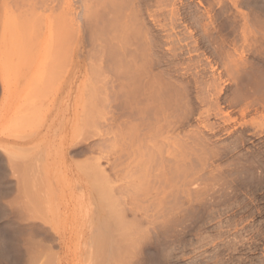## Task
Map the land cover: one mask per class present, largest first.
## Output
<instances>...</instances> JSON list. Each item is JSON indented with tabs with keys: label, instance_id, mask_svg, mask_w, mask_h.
Segmentation results:
<instances>
[{
	"label": "rangeland",
	"instance_id": "374dc122",
	"mask_svg": "<svg viewBox=\"0 0 264 264\" xmlns=\"http://www.w3.org/2000/svg\"><path fill=\"white\" fill-rule=\"evenodd\" d=\"M81 1L0 0V264L100 263L90 225L105 197L83 168L98 163L110 189L138 186L139 159L104 140L133 122L147 176L169 182L144 180L149 213L132 211L135 184L132 201L112 189L142 229L116 263L264 264V0H113L119 19L105 9L87 27Z\"/></svg>",
	"mask_w": 264,
	"mask_h": 264
},
{
	"label": "bare ground",
	"instance_id": "6f19581e",
	"mask_svg": "<svg viewBox=\"0 0 264 264\" xmlns=\"http://www.w3.org/2000/svg\"><path fill=\"white\" fill-rule=\"evenodd\" d=\"M86 4V2L87 3H89L88 5H85L83 2ZM81 1V3H82V5H83V9H82V13H81V23H82V25L83 26H92V25H96V22L98 23V21H99V19H101V18H98L99 16H98V13L101 11H104L105 9V12L107 11L109 14H112L111 16H115L116 14H118V12H119V10H118V5H119V3H118V5H117V2H113V0H93L94 1V4L92 5V6H90V4H92L91 3V1L92 0H82ZM126 2V1H125ZM132 2V1H131ZM40 3V2H39ZM35 5V4H34ZM127 7V6H126ZM130 7V6H129ZM124 8V7H123ZM120 9H121V7H120ZM126 12V11H125ZM100 14V13H99ZM130 14V13H129ZM121 15H122V13H121ZM101 16V15H100ZM111 16H109L108 17V19L111 17ZM113 16V18H115V17H117L118 18V15L117 16H115L114 17ZM125 16V15H124ZM132 16V15H131ZM106 17V16H105ZM123 17V16H122ZM112 18V19H113ZM121 18V17H120ZM128 18V17H127ZM133 18V17H132ZM131 18V19H132ZM119 19V18H118ZM122 20V19H121ZM134 21V20H133ZM103 22V21H102ZM120 22V21H119ZM73 23V22H72ZM111 23V22H110ZM118 23V22H117ZM126 23V22H125ZM103 24V23H102ZM115 24V23H114ZM127 25V24H126ZM99 26V25H98ZM110 27V26H109ZM113 27V26H112ZM73 28H74V26H73ZM99 28H100V26H99ZM101 28H103V27H101ZM111 28V27H110ZM129 28V27H128ZM106 29V28H105ZM132 29V28H131ZM117 30H119V29H117ZM107 31V30H106ZM132 32V31H131ZM92 33V32H91ZM118 33V32H117ZM130 33V32H129ZM72 34V33H71ZM116 34V33H115ZM128 34V33H127ZM76 35V34H75ZM88 35V34H87ZM122 35V34H121ZM124 35V34H123ZM93 36V35H92ZM91 36V37H92ZM102 36V35H101ZM104 36V35H103ZM102 36V37H103ZM119 36H120V34H119ZM128 36V35H127ZM88 37V36H87ZM96 37V36H95ZM123 37V36H122ZM113 38V37H112ZM116 38V37H115ZM105 39H107V38H105ZM111 39V38H110ZM109 39V40H110ZM124 40V39H123ZM127 40V38L125 39V41ZM97 41V40H96ZM116 41V40H115ZM91 42V41H90ZM97 43V42H96ZM110 43V42H109ZM121 43V42H120ZM103 44V43H102ZM118 44V43H117ZM123 44H124V42H123ZM114 45V44H113ZM118 45H120V44H118ZM125 45V44H124ZM121 47V46H120ZM108 48V47H107ZM104 49V48H103ZM122 49V48H121ZM106 52V51H105ZM111 52V51H110ZM113 52V51H112ZM103 53V52H102ZM107 54V53H106ZM121 54V53H120ZM109 55H111V54H109ZM118 55V54H117ZM123 55V54H122ZM126 55V54H125ZM112 56H115L114 54L113 55H111V57ZM110 57V58H111ZM117 57V56H116ZM107 58V57H106ZM105 58V59H106ZM115 58V57H114ZM116 59V58H115ZM110 60V59H109ZM121 60V59H120ZM123 60V59H122ZM135 60V59H134ZM128 61V60H127ZM117 62V61H116ZM130 62V61H129ZM122 63V62H121ZM135 63V62H134ZM144 63V62H143ZM123 65V64H122ZM125 65H127V64H125ZM137 65H139V64H137ZM135 66V65H134ZM128 67V66H127ZM131 67V66H130ZM133 67V66H132ZM126 68V67H125ZM121 69V68H120ZM140 70V69H139ZM119 71V70H118ZM121 71H122V69H121ZM145 71V70H144ZM121 73V72H120ZM128 73V72H127ZM134 73V72H133ZM140 75H141V73H139ZM126 75V74H125ZM124 75V76H125ZM139 75V76H140ZM143 76H145V75H143ZM141 77H142V75H141ZM115 78V77H114ZM124 78V77H123ZM130 78V77H129ZM146 78H147V76H146ZM118 79V78H117ZM126 79V78H125ZM142 80V79H141ZM130 82H131V80H130ZM147 82V81H146ZM129 83V82H128ZM121 84V83H120ZM123 85V84H122ZM127 85V84H126ZM134 85V84H133ZM143 85H144V83H143ZM147 85V84H146ZM111 86V85H110ZM132 86V85H131ZM124 87H126V88H128V86H124L123 85V87L122 88H124ZM147 87V86H146ZM156 87V86H155ZM122 88H120V90L122 89ZM125 88V89H126ZM132 88V87H131ZM134 88H136V87H134ZM133 89V88H132ZM144 89H145V87H144ZM158 89V88H157ZM156 89V90H157ZM119 90V89H118ZM136 90V89H135ZM141 90H142V88H141ZM146 90V89H145ZM148 90V89H147ZM152 90V89H151ZM151 90H149V91H151ZM155 91V90H154ZM131 92V91H130ZM145 92V91H144ZM110 93V92H109ZM137 93V92H136ZM147 93V92H146ZM154 94V93H153ZM111 95V94H110ZM119 95V94H118ZM117 95V96H118ZM124 95H125V93H124ZM139 95V94H138ZM146 96V95H145ZM126 97V96H125ZM143 97V96H142ZM159 97H160V95H159ZM128 98V97H127ZM158 98V97H157ZM121 99V98H120ZM158 100V99H157ZM155 101V100H154ZM103 102V101H102ZM108 102V101H107ZM148 103V102H147ZM131 104V103H130ZM133 104V103H132ZM121 105V104H120ZM133 106V105H132ZM142 106V105H141ZM147 106V105H146ZM139 107H140V105H139ZM147 108V107H146ZM154 108V107H153ZM133 109V108H132ZM150 109V108H149ZM143 110H145V109H142L141 110V108L140 109H135V110H133L132 112H131V115H133V116H135V120H138V122L139 121H141V119H142V117H141V114L142 115H144L143 114V112H141V111H143ZM156 110L158 111V108H156ZM152 112V111H151ZM128 113V112H127ZM144 113H145V111H144ZM129 115H130V113H128ZM155 114H157V112L155 113ZM147 115H149V114H147ZM154 116H156V115H154ZM153 117V116H152ZM144 118V117H143ZM150 118V117H149ZM155 119V118H154ZM157 121V120H156ZM112 122V121H111ZM122 123V122H121ZM134 123V122H133ZM133 123H132V125L130 126V127H127V131L125 132V133H123V130L121 131V129H119L122 133H116V132H114V133H116V134H113L112 136V140L109 138V139H105L104 138V140H105V142H111V144L115 147H113L111 144H107L108 146L110 145V147H113V148H111V149H113V151H114V149H117V147H118V152L120 151V153H117V154H115V155H118V156H121V154H122V156L123 157H125V159L126 160H130L131 158H133V157H137V160H136V158H135V160H134V158L132 159V162L134 163V162H137L138 161V159H139V161L137 162V163H134L135 165L134 166H136V167H138V168H136V170L134 171V174L136 173V176H138V178H136V176H135V178L136 179H141V181H139V184H138V186L136 185V183L135 182H133V183H130L129 181V184H132V185H134L135 186V188H134V186L132 187V185L129 187L131 190H128L126 187H123V189H121L122 188V185L118 188V187H116L115 185L113 186V188H107V187H110L111 185H106V182H107V184H110V183H108L109 182V180L107 179V177H103L104 175H102V172H101V170L99 171V169H98V167H99V165L96 167V165L98 164H96V162H95V164L94 165H92L93 164V162L91 163V164H89V165H87L86 166V168L87 169H85V168H83V170H84V172L85 171H87L88 170V172L89 173H85L84 174V177L86 178V179H88L89 178V184L90 185H92L93 186V188L94 189H96V190H94L93 189V191H91V192H96L97 191V193H94V194H98V195H103L104 197H105V199L103 200V199H101L102 197H100V199L102 200V201H105V203L103 202L102 203V201H100V205L102 206V205H104V204H106V205H104V207L102 206V208L100 207V205H99V207H100V209L103 211V214H102V212L100 211V209H99V214H101V215H99V217L101 216L102 218L104 217H106L107 215V217L105 218V219H107V220H110L112 223L113 222H115L116 223V219L118 218V220L121 222L122 221V223H120L119 221V224H118V227L119 228H117V227H114V229H111L113 226H112V224H111V222H110V227H108L109 225H107V224H109V223H107V222H109V221H107V222H105V219L102 221L101 219H99L98 217H96L95 215V219H93V222H95V223H93V222H91V225H90V230H91V232L93 231H96V233L94 232V235L95 234H97L98 233V235L96 236L97 238H99L100 237V240L99 239H97V240H99L98 241V244H97V246H95V248H94V250H92V251H96L95 253L98 255V259H100V263H101V261H102V263L103 264H113V263H115V264H117L116 262H118V263H120V261H121V263L123 262L122 261V259H123V256L125 257V252L128 250V248H129V252H130V250L132 249V248H134L136 245V247H138L139 245H140V240H142V239H140L139 241L138 240H136V239H134V241L133 242H136L137 244L136 245H132V240H133V238L132 237H134V236H138V234H140L138 231H136V229H138V228H133L134 226H136V225H134L133 223V227H132V225L131 226H129L130 224H128L127 223V221L125 222V215H126V211L125 210H128L129 211V208H125V210H124V207L125 206H127L129 203H130V201H132V199H133V203L131 204V205H133V207L135 206V204H137L136 205V209H137V211H136V209L135 208H133L132 209V211L134 210L135 212H138V211H140L141 213H143V211L145 210V208H144V206H142L143 204H144V200L142 201V199L143 198H141V196H143L144 198H146L147 197V192H149L150 191V189L151 188H149L150 187V185H148L147 183H145L146 181L148 182L149 181V179H147L148 177H150V179H151V176H155V177H153L155 180H158V182L160 183L161 182V186H163V184H162V182L164 183V184H167V182H166V177H167V173L166 174H164V171L163 170H161V168H159V170H156V171H159L158 172V174L160 173V172H162V174L160 173L159 175L158 174H155V175H151V176H147V173H150V171H148V166H149V164L151 163L150 162V160H151V157L149 158L150 160H147V158H146V156H147V154H149V151L151 152V146H147L146 144H145V142H143V140L145 141V139H146V137H145V139H144V136L147 134V132L145 133V135H142L143 137L141 138V135H140V130L142 129V127L140 126V128H139V125H134L133 126ZM140 123V122H139ZM113 124V123H112ZM157 125H159V121H158V124ZM123 126V125H122ZM125 126V125H124ZM143 126V125H142ZM150 126V125H149ZM167 126H169V125H167ZM146 127V129H148V127L147 126H145ZM160 127V126H159ZM164 127V126H163ZM120 128H121V126H120ZM161 128V127H160ZM166 128V127H165ZM168 128V127H167ZM109 129V128H108ZM113 129V128H112ZM145 129V128H144ZM150 129V128H149ZM152 129V128H151ZM110 130V129H109ZM109 130L107 131L106 130V132H105V137L106 136H108V135H110L113 131H110L109 132ZM155 130V129H154ZM166 130V129H165ZM170 130V129H169ZM119 131V132H120ZM150 130H148V132H149ZM156 131V130H155ZM163 131V130H162ZM142 132V131H141ZM150 133V132H149ZM118 134H120V135H118ZM141 134H143V132L141 133ZM156 134H158V133H156ZM103 135V134H102ZM148 135V134H147ZM153 135V134H152ZM161 135V134H160ZM167 135V134H166ZM154 136H155V134H154ZM153 137V136H152ZM164 137H166V136H164ZM148 138V137H147ZM155 138H157V137H155ZM162 138H163V136H162ZM165 139V138H164ZM113 140H114V143H112L113 142ZM118 141V142H117ZM119 143L118 144V146H117V143ZM104 143V142H103ZM150 143H152V144H154L155 145V143H153V142H150ZM164 143V142H163ZM163 145V144H162ZM155 146H157V145H155ZM105 147H107V146H105ZM104 147V148H105ZM154 147V146H153ZM162 147V146H161ZM160 147V148H161ZM164 147V146H163ZM156 148V147H155ZM158 148H159V146H158ZM165 148V147H164ZM110 149V150H111ZM153 149V148H152ZM155 150V149H154ZM160 150H162V149H160ZM104 151V150H103ZM108 151V150H107ZM112 151V152H113ZM111 152V153H112ZM162 152V151H161ZM160 152V153H161ZM170 152H172V151H170ZM103 153V152H102ZM105 153V152H104ZM115 153H116V151H115ZM163 153H165V152H163ZM106 154V153H105ZM107 154H108V152H107ZM114 154V153H113ZM120 154V155H119ZM135 154V156H133V155ZM158 154V153H157ZM132 155V156H131ZM151 155V154H150ZM153 155V154H152ZM162 155V154H161ZM108 156V155H107ZM106 156V157H107ZM118 156H116L117 158H119ZM126 156L129 158H126ZM115 157V156H114ZM115 157V158H116ZM145 157V158H144ZM175 157V156H174ZM173 157V158H174ZM99 158V157H98ZM101 158V157H100ZM99 158V159H100ZM122 157H120L119 159H121ZM144 158V159H143ZM153 158V157H152ZM156 158V157H155ZM160 158V157H159ZM124 159V158H123ZM145 159L147 160V162L145 161ZM122 160V159H121ZM142 162H141V161ZM155 160V159H154ZM92 161V160H91ZM96 161H97V159H96ZM118 161V160H117ZM149 161V162H148ZM157 161V160H156ZM159 161V160H158ZM100 162V161H99ZM121 162V161H120ZM123 162V161H122ZM130 163H131V160L129 161ZM128 162V163H129ZM167 162V161H166ZM126 163V162H125ZM129 163V164H130ZM156 163V162H155ZM115 164V163H114ZM129 164L127 165V163H126V165L129 167ZM153 164V161H152V163L150 164V165H152ZM164 164V163H163ZM173 164V163H172ZM82 165H84V163L82 164ZM86 165V164H85ZM84 165V166H85ZM119 165H123V164H119ZM130 165H132V163L130 164ZM155 165V164H154ZM154 165L152 166V168H151V166H150V169L149 170H153V168H154ZM158 165V164H157ZM127 166L125 167V170H127V172H125L126 174H130L131 172L129 171V169H126L127 168ZM168 166V165H167ZM174 166V165H173ZM82 167V166H81ZM122 167V166H121ZM157 167V166H156ZM158 167H160V166H158ZM79 168V167H78ZM119 168H120V166H119ZM189 168V167H188ZM133 169V168H132ZM106 170V169H105ZM113 170H115V169H113ZM131 170V169H130ZM138 170V171H137ZM174 170V169H173ZM82 171V170H81ZM80 171V172H81ZM137 171V172H136ZM83 172V171H82ZM83 172V173H84ZM101 172V173H100ZM120 172V171H119ZM123 172V171H122ZM153 172V171H152ZM187 172V171H186ZM82 173V174H83ZM104 173H106V172H104ZM117 172H115V174H116ZM125 173H123V174H125ZM153 173H155V172H153ZM168 173H170V175L171 174H173V173H171V172H168ZM177 173V172H176ZM114 173H113V175H115ZM125 174V175H126ZM185 174V173H184ZM148 175H150V174H148ZM170 175L168 176V177H170ZM87 176V177H86ZM127 176V175H126ZM129 176V175H128ZM127 176V177H128ZM130 176H131V174H130ZM133 176V175H132ZM140 176V177H139ZM174 176V175H173ZM172 176V177H173ZM110 177V176H109ZM108 177V178H109ZM116 177V176H115ZM121 177V176H120ZM147 177V178H146ZM176 177V176H175ZM181 177V176H180ZM29 178V177H28ZM32 178V177H31ZM124 178V177H123ZM130 178V177H129ZM40 179V178H39ZM106 179L108 180V181H106ZM118 179V178H117ZM147 179V180H146ZM169 179V178H168ZM186 179V178H185ZM120 180V179H119ZM126 180V179H125ZM135 180V179H134ZM144 180H145V182H144ZM153 180V179H152ZM26 181V183H27V180H25ZM30 181H31V179H30ZM87 181V180H86ZM122 181V180H121ZM137 181V182H138ZM168 182H169V180H167ZM174 181V180H173ZM173 181H171L170 180V184L173 182ZM87 182V183H88ZM91 182V183H90ZM118 182V181H117ZM141 182H142V184H141ZM144 182V183H143ZM157 182V181H156ZM157 182V183H158ZM116 183V182H115ZM152 183H154V182H152ZM151 183V181H150V184H152ZM176 183V182H175ZM111 184H113V183H111ZM147 184V185H146ZM89 185V186H90ZM146 185V186H145ZM154 185V184H153ZM156 185V184H155ZM160 185V184H159ZM158 185V187H160ZM137 186V187H136ZM145 186V187H144ZM167 186V185H166ZM165 186V188H167ZM170 186H172V185H170ZM91 187V186H90ZM116 187V188H115ZM132 187V188H131ZM151 187H152V185H151ZM156 187V186H155ZM154 187V188H155ZM117 189L118 191V193L119 192H121L122 190L123 191H125L126 193L125 194H127L128 193V191H131V192H134L133 194V196L136 198V196H137V198L143 203H141L140 204V206H138V203H140V201L138 202V199L136 200V202L134 201L135 200V198H132L131 199V197H132V193H131V197H130V194L128 193L127 195L129 196L127 199L129 200V199H131L130 201H125L124 203L125 204H123L122 205V203H121V205L122 206H124L123 207V209H121L122 207L120 206V209L119 208H117V207H119V205L118 206H116V204H117V201H121V200H119L118 198H116V197H114L115 196V194L117 193L115 190H114V192H116V193H114L113 191H112V189ZM128 190V191H126V189ZM149 188V189H148ZM163 188V187H162ZM173 188V187H172ZM183 188V187H182ZM80 189V188H79ZM86 189V188H85ZM92 189V188H91ZM148 189V190H147ZM187 189V188H186ZM41 190V189H40ZM47 190V189H46ZM153 190H155V189H153V187H152V190H151V192L153 191ZM164 190V189H163ZM177 190V189H176ZM43 191V190H42ZM138 191H140L139 192V194H138ZM171 191V190H170ZM181 191V190H180ZM187 191H189V190H187ZM110 192V193H109ZM114 194H113V193ZM141 192H143L141 195H140V193ZM156 192V191H155ZM155 192H152V193H154L155 195H156V193ZM112 193V194H111ZM117 193V195H120L121 193H119L118 194ZM33 194V193H32ZM35 194V193H34ZM33 194V195H34ZM40 194V193H39ZM44 194V193H43ZM123 194V196L126 198L127 197V195H124V192L122 193ZM121 194V195H122ZM138 194V195H137ZM41 195V194H40ZM91 195V194H90ZM95 195V196H96ZM98 195L96 196V197H98ZM109 195H110V197H109ZM113 196V201H111V197ZM123 196H121V197H123ZM149 196V195H148ZM151 196H153V195H151ZM167 196V195H166ZM31 197V196H30ZM35 197V196H34ZM81 197V196H80ZM94 197V196H93ZM123 197V198H124ZM141 199H140V198ZM150 197V196H149ZM124 198V199H125ZM154 198H155V196H154ZM167 198V197H166ZM117 201H116V200ZM151 199V198H150ZM157 199H158V197H157ZM169 199V198H168ZM170 199H171V196H170ZM111 202H110V201ZM148 200V199H147ZM175 200V199H174ZM94 201H95V199H94ZM107 201V202H106ZM114 201H115V203H114ZM157 201V200H156ZM159 201V200H158ZM129 202V203H128ZM138 202V203H137ZM168 202V201H167ZM149 203V202H148ZM152 203H154V202H152ZM161 203V202H160ZM119 204H120V202H119ZM127 204V205H126ZM156 204V203H155ZM147 205V204H146ZM149 205V204H148ZM153 205V204H152ZM165 205V204H164ZM129 206V205H128ZM142 206V208H140ZM157 206V205H156ZM155 206V207H156ZM99 207H97V208H99ZM139 207V208H138ZM146 207V206H145ZM154 207V209L156 210V208ZM173 207V206H172ZM131 208H132V206H131ZM130 208V209H131ZM150 208V207H149ZM83 209V208H82ZM144 209V210H143ZM153 209V210H154ZM159 209V208H158ZM160 209H161V207H160ZM81 210V209H80ZM123 210V211H122ZM151 210V209H150ZM85 211V210H84ZM131 211V212H132ZM149 211V210H148ZM148 211H146V212H148ZM162 211V210H161ZM164 211V210H163ZM168 211V210H167ZM166 211V212H167ZM78 212V211H77ZM101 212V213H100ZM122 212H124V216L122 215ZM130 212V211H129ZM145 212V211H144ZM145 212V213H146ZM157 212H158V210H157ZM73 213V212H72ZM90 213V212H89ZM132 213H134V212H132ZM144 213V214H145ZM149 213V212H148ZM154 213H156V212H154ZM162 213H164V212H162ZM82 214V213H81ZM98 214V213H97ZM153 214V213H152ZM76 215V214H75ZM120 215H122V216H120ZM154 215V214H153ZM156 215L158 216V213H156ZM172 215V214H171ZM81 216V215H80ZM135 216V215H134ZM143 216V215H142ZM152 216V215H151ZM73 217V216H72ZM83 217V216H82ZM136 217V216H135ZM153 217V216H152ZM77 218H79V216L77 217ZM81 218V217H80ZM94 218V217H93ZM99 220H101V222L103 223V225H105V226H103L102 224H101V222H100V224H101V226L102 227H100L99 225V222H98V219ZM108 218H110V219H108ZM114 218V219H113ZM121 218H123V219H121ZM132 219H133V217H131ZM139 218H140V216H139ZM142 218V217H141ZM159 218V217H158ZM161 218V217H160ZM173 218V217H172ZM75 219V218H74ZM83 219V218H82ZM136 219V218H135ZM134 219V220H135ZM143 219V218H142ZM150 219V218H149ZM73 220V219H72ZM78 220V219H77ZM96 220V221H95ZM115 220V221H114ZM124 220V221H123ZM131 220V219H130ZM141 220V219H140ZM169 220V219H168ZM86 221H87V218H86ZM85 221V222H86ZM136 221V220H135ZM146 221V220H145ZM74 222V221H73ZM79 222V221H78ZM106 224H105V223ZM124 222V223H123ZM140 222V221H139ZM167 222V221H166ZM93 223V224H92ZM128 225V227H126L127 225ZM130 223V222H129ZM142 223V222H141ZM140 223V224H141ZM149 223V222H148ZM158 223V222H157ZM99 224V225H98ZM76 225V224H75ZM107 225V226H106ZM113 225H114V223H113ZM137 225H139V224H137ZM157 225V224H156ZM115 226H116V224H115ZM132 227V228H131ZM140 227V226H139ZM142 227V226H141ZM41 228V227H40ZM71 228V227H70ZM116 228V229H115ZM33 229V228H32ZM133 230V232L135 231V235L133 236V233H132V230ZM160 229V228H159ZM138 230H142V229H138ZM145 230V229H144ZM113 231H114V234L116 233V234H118L117 232H119V234H118V236L117 237H114L113 235H112V233H113ZM117 231V232H116ZM147 232H148V230H146ZM93 232H92V234L91 235H93ZM109 232H111V233H109ZM137 232V233H136ZM154 232V231H153ZM107 233V234H106ZM131 233V234H130ZM143 233V232H142ZM145 233V232H144ZM79 234H81L82 235V233H78V235ZM116 234H115V236H116ZM130 235H132V237L130 236ZM145 235V234H144ZM142 236V235H141ZM76 237V236H75ZM82 237V236H81ZM91 237H95V236H91ZM132 238V239H131ZM136 238V237H135ZM138 238H139V236H138ZM137 238V239H138ZM150 238V237H149ZM116 239V241H114ZM145 239V238H144ZM91 240H92V238H91ZM136 240V241H135ZM147 240V239H146ZM145 240V241H146ZM43 242V241H42ZM144 242V241H143ZM139 243V244H138ZM133 244H135V243H133ZM96 245V244H95ZM131 245L133 246V247H131ZM131 247V248H130ZM136 247H135V249H136ZM139 249V248H138ZM32 251V250H31ZM87 251V250H86ZM90 252V251H89ZM136 252V251H135ZM88 254V253H87ZM90 254V253H89ZM96 255V256H97ZM127 255V254H126ZM37 256V255H36ZM41 256H43V255H41ZM87 256V255H86ZM89 256V255H88ZM91 256V255H90ZM94 256H95V254H94ZM95 256V257H96ZM94 257V258H95ZM89 258V257H88ZM92 258V257H91ZM122 258V259H121ZM56 259V258H55ZM97 259V258H96ZM98 259H97V261H98ZM121 259V260H120ZM87 260V259H86ZM120 260V261H119ZM45 261V260H44ZM47 261V260H46ZM54 261V260H53ZM143 261V260H142ZM48 262V261H47ZM99 262V261H98ZM99 263V264H100ZM101 263V264H102ZM125 263V262H124ZM45 264V263H44ZM57 264V263H56Z\"/></svg>",
	"mask_w": 264,
	"mask_h": 264
}]
</instances>
